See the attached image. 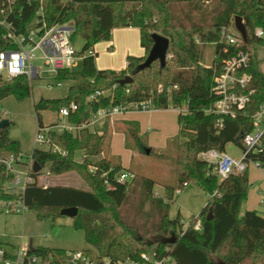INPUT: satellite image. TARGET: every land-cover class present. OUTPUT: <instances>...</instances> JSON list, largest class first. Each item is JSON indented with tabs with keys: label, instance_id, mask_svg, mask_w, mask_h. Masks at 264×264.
Segmentation results:
<instances>
[{
	"label": "trees",
	"instance_id": "16d2710c",
	"mask_svg": "<svg viewBox=\"0 0 264 264\" xmlns=\"http://www.w3.org/2000/svg\"><path fill=\"white\" fill-rule=\"evenodd\" d=\"M40 7L48 25L70 22L71 41L80 37L83 46L77 51L82 56L80 67L57 73L58 79L71 81L66 96L41 97L34 103L38 124L42 123V111L55 118L58 109L71 102L77 108L68 120L80 123L98 108L150 99L155 108H179L178 132L174 154L169 157V181H157L123 168L109 151L115 131L112 126L105 125L102 133L87 129L76 134L50 133L51 140L65 153L33 148V159L41 167L47 166L48 175L75 172L84 187L43 186L37 179L40 172H31L33 180L24 191L27 208L36 210L39 219L53 220L61 215V209L77 207L72 226L82 230L90 247L81 250L96 264H115L141 253L170 256L173 264H264V215L255 209L241 213L250 186L247 169L219 180L213 165L198 157L208 149L224 151L230 142L242 147L241 135L252 131L251 115L264 102V72L259 69L255 50L257 44H264V37L255 35L258 27L264 31V0H0V19L24 34L36 27V11ZM235 16L241 17L246 39L232 45L225 41L223 33L235 29ZM125 26L138 28L144 55L128 56L126 66L119 71L96 68L94 44L109 40L112 29ZM153 32L169 39L165 66L160 67L155 60L136 71L152 46ZM4 34L0 25V49L9 45ZM208 43L215 45L214 56L210 65H203L202 52ZM90 49L93 54H87ZM241 49L250 51L244 68L250 75L245 91L253 90L248 103L234 118L206 113L216 99L214 76L223 62ZM126 75H132V82L118 84ZM30 90L23 75L0 78V100L9 95L22 100ZM97 90L107 94L89 100L88 96ZM9 124L0 128V199L12 198L3 188L12 178L3 160L20 153L19 140L8 134ZM77 152L82 154L80 160L75 158ZM247 158L264 168V135L259 147L249 151ZM122 170L133 172L135 177L120 182L116 175ZM188 183L209 196L198 214L202 221L200 231L192 228L194 215L183 228L180 213L174 217L169 214L175 190ZM157 184L162 185L163 195H154ZM64 250L37 246L32 252L61 257Z\"/></svg>",
	"mask_w": 264,
	"mask_h": 264
},
{
	"label": "built area",
	"instance_id": "2783aa9c",
	"mask_svg": "<svg viewBox=\"0 0 264 264\" xmlns=\"http://www.w3.org/2000/svg\"><path fill=\"white\" fill-rule=\"evenodd\" d=\"M36 15V27L24 34L17 33L10 22L0 19V25L5 29L4 37L9 42L8 47L0 49V78L7 80L23 75L31 85L33 78H39L43 72H47L49 74L47 87L59 86L63 80L57 78L58 71L61 69H76L82 60V56L77 54V50L70 39L73 25L70 22L48 25L43 17L41 7L36 11ZM223 35H225V41L232 45H236L243 40L236 28H230L228 33L224 32ZM255 35L264 37V31L258 27L255 29ZM93 53L92 49L87 51V54ZM249 57L250 51L241 49L223 62L221 69L213 78L216 99L212 106L205 110L206 113L218 115L220 118L224 116L234 118L246 106L250 94L253 92L252 89L245 91L250 81V75L244 71V68L248 65ZM33 60L40 61L42 66L34 65ZM103 94H107V92L97 90L89 95L88 99L95 100ZM76 108L77 106L73 102L61 106L52 122L38 124L34 148L51 149L64 154L65 152L61 151L59 146L51 140L50 133L69 132L76 134L81 129L102 133L105 125L108 122L112 123L116 115L131 110L150 111L155 106L150 99L110 104L98 108L86 120L80 123H72L68 120V116ZM177 109L179 111V108ZM181 110L185 111V107L182 106ZM251 120L252 131L243 133L240 137L243 149L241 157L236 158L225 151L216 149H208L199 153V158L213 165L214 172L219 180H223L230 174L242 173L251 162L260 167L258 161L247 158V153L257 149L261 144L264 135V102L251 115ZM3 162L7 172L12 174V178L4 183L3 188L12 195V198L0 199V212L23 213L28 209L24 201L25 187L33 180L31 175V172H34L32 152L28 155L27 162L24 161L21 153L16 157H9ZM16 166H24V169H16ZM42 168L38 172H41ZM134 177V173L129 170H122L116 175L120 182L130 181ZM179 190L176 189L175 193H178ZM258 192L260 201L263 202L264 188L259 189ZM187 226H183V228ZM192 228L196 231L202 229V221L198 214L194 216ZM0 260L3 264H96L83 250L76 249L64 250L62 256L58 257L51 254L47 256L36 254L30 251L28 247H20L17 253L13 254L0 246ZM105 262L107 263L106 260ZM173 263V258L167 255L141 253L137 258H127L115 264Z\"/></svg>",
	"mask_w": 264,
	"mask_h": 264
},
{
	"label": "rangeland",
	"instance_id": "374dc122",
	"mask_svg": "<svg viewBox=\"0 0 264 264\" xmlns=\"http://www.w3.org/2000/svg\"><path fill=\"white\" fill-rule=\"evenodd\" d=\"M205 4H208L207 2ZM121 30V27H116ZM110 36L109 40L113 38ZM115 37L116 45L108 43L109 40H99L94 44V63L96 67L119 71L126 64L124 56V45L127 36ZM131 40V38H130ZM78 51L83 46V39L76 37L73 43ZM111 49L109 50V47ZM132 49L129 56L140 51L139 38L131 44ZM136 47V48H135ZM215 45L208 43L203 48L201 63L210 65L214 56ZM142 49V48H141ZM113 50V52L111 51ZM259 58V69L264 71V44L255 46ZM125 57V58H124ZM32 63L42 66L40 61L33 60ZM80 67V63L76 69ZM49 74L43 72L41 77L31 80L30 94L22 100H17L9 95L0 100V115L2 119L9 121L8 134L10 137L18 139L20 142V153L25 162L31 154L34 139L38 128L37 116L34 110V103L43 98H62L66 96L71 81H62L61 85L47 87ZM178 110L153 109L151 112L139 110L130 115H138L140 118L136 123H126L124 128L114 131L111 135L109 151L115 156L120 164L136 171L139 174L149 176L157 181H169L172 178V166L169 157L174 154L176 145L178 123ZM43 123L51 122L53 114L42 111L40 113ZM129 115V116H130ZM149 149V152H146ZM226 153L233 157H241L243 149L240 145L230 142L226 144ZM81 153L77 152L75 158L81 159ZM95 156L92 160L101 157ZM162 157V158H161ZM16 169L23 170L24 166H16ZM37 179L43 186L61 184L84 187L82 179L75 172H67L61 175L52 176L47 173V166L40 170ZM247 174L250 186L248 187L246 198L241 204V213L245 210L255 209L264 215V202L261 203L259 188L264 186V168L257 167L252 162L249 163ZM4 185V184H3ZM154 195H163V187L157 184L154 187ZM209 196L193 183L186 184L170 201L169 214L174 217L180 213L183 226H187L192 215L199 214L200 210L207 203ZM34 247H58L65 250H81L90 246L85 242L82 230L74 229L72 218L59 215L55 219H39L34 209H27L23 213L0 212V246H3L9 253H17L18 249L26 248L29 241ZM209 255L218 259L215 254ZM0 264L3 262L0 260Z\"/></svg>",
	"mask_w": 264,
	"mask_h": 264
},
{
	"label": "water",
	"instance_id": "95a60500",
	"mask_svg": "<svg viewBox=\"0 0 264 264\" xmlns=\"http://www.w3.org/2000/svg\"><path fill=\"white\" fill-rule=\"evenodd\" d=\"M235 28L240 33L243 40L246 39V30L244 24L241 20L240 16H235L234 18ZM151 39L153 41L152 46L144 59L143 62L139 63L136 67V71L148 67L153 61L158 60L160 63V67H164L167 58V51L169 47V39L159 33L153 32L151 33ZM133 80L132 75H126L118 81V84L125 85L131 83ZM9 123L6 119H0V128H3L5 125ZM146 152H149V149H146ZM41 168L40 164L34 160L33 162V171L38 172ZM61 215L68 216L73 218L77 214V207H67L60 210ZM211 217V211L209 210L207 213V218ZM34 246L32 245V241H29L28 249L30 251L34 250Z\"/></svg>",
	"mask_w": 264,
	"mask_h": 264
},
{
	"label": "crops",
	"instance_id": "0c3cea01",
	"mask_svg": "<svg viewBox=\"0 0 264 264\" xmlns=\"http://www.w3.org/2000/svg\"><path fill=\"white\" fill-rule=\"evenodd\" d=\"M122 29L121 30H119L118 28H114V29H112V31H111V36H113L114 34H115V36L113 37V38H111V40H109L108 41V43H110L111 45L113 44V45H116V40H114L115 39V37L117 38V39H119V36L120 35H122V36H127V41H126V43H125V45H124V56L126 57V59H124L125 61V64L127 63V57L129 56V53L131 52V49H132V46H131V44H133L134 43V40L137 38H139V30H138V28L137 27H132V26H125V27H121ZM121 36V37H122ZM130 38H131V40H130ZM141 46V45H140ZM136 48V47H135ZM142 48V49H141ZM140 48V51H137V49H136V53H134V55L133 56H142V55H144V49H143V47H141ZM111 49V46L109 47V50ZM93 50H94V47H93ZM112 52H113V50H111ZM94 52L97 54V52L94 50ZM124 57V58H125ZM96 66V65H95ZM96 68H98V67H96ZM98 69H102V68H98ZM169 108H171V109H174V110H178L177 108H173V107H169ZM155 110L156 109H159V108H154ZM168 109V108H167ZM153 110V109H152ZM152 110H150V112L152 111ZM137 111H139V110H131V111H128V112H126V113H124V114H119V115H116L115 117H114V119H113V121H112V123H107L106 125H109V126H112V128H114L115 129V131H117L118 129H120V128H124V126L126 125V123H132V122H134V123H136V120H137V118L139 119L140 118V116H138V115H130V114H132V113H134V112H137ZM149 112V111H148ZM130 115V116H129ZM133 124V123H132ZM112 133H114V131L112 132ZM123 168H125V167H123ZM262 188H264V186L262 187ZM260 189V188H259ZM258 189V190H259ZM264 202V201H263ZM263 202H261V203H263Z\"/></svg>",
	"mask_w": 264,
	"mask_h": 264
}]
</instances>
